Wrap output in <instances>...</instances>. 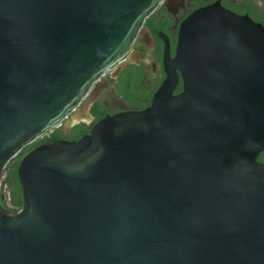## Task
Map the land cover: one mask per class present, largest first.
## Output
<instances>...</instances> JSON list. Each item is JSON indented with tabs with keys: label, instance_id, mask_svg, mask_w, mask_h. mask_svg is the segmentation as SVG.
Here are the masks:
<instances>
[{
	"label": "water",
	"instance_id": "water-1",
	"mask_svg": "<svg viewBox=\"0 0 264 264\" xmlns=\"http://www.w3.org/2000/svg\"><path fill=\"white\" fill-rule=\"evenodd\" d=\"M161 1L0 0V181L89 118ZM158 33L166 77L147 108L21 158L0 264H264V26L214 4L182 21L173 57Z\"/></svg>",
	"mask_w": 264,
	"mask_h": 264
},
{
	"label": "flooded vegetation",
	"instance_id": "flooded-vegetation-1",
	"mask_svg": "<svg viewBox=\"0 0 264 264\" xmlns=\"http://www.w3.org/2000/svg\"><path fill=\"white\" fill-rule=\"evenodd\" d=\"M214 4L264 26V0H162L145 19L125 58L94 83L86 97L92 100L89 118L69 126L63 123L58 128L60 138L76 140L89 133L92 123L108 115L147 108L166 77L164 40L158 32L167 37L169 55L173 57L182 21L198 8ZM181 90L182 80L179 78L173 93ZM73 115H81L80 105L66 120L71 121ZM262 155L264 152L259 158L264 161Z\"/></svg>",
	"mask_w": 264,
	"mask_h": 264
},
{
	"label": "trees",
	"instance_id": "trees-1",
	"mask_svg": "<svg viewBox=\"0 0 264 264\" xmlns=\"http://www.w3.org/2000/svg\"><path fill=\"white\" fill-rule=\"evenodd\" d=\"M59 138L60 132L59 129L56 128L49 132L46 136L39 138L34 143L24 147L22 151L9 162L0 181V204L3 207L10 211H16L22 204V190L17 176V167L24 154L41 143ZM258 160L264 162L259 157Z\"/></svg>",
	"mask_w": 264,
	"mask_h": 264
}]
</instances>
